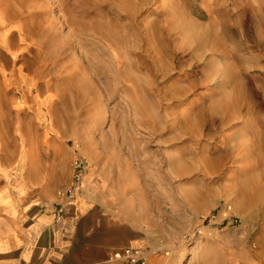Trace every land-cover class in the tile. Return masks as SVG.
<instances>
[{
  "label": "rangeland",
  "instance_id": "obj_1",
  "mask_svg": "<svg viewBox=\"0 0 264 264\" xmlns=\"http://www.w3.org/2000/svg\"><path fill=\"white\" fill-rule=\"evenodd\" d=\"M0 11V73L21 80L15 119L38 138L50 129L56 169L70 170L57 202L83 160L101 212L141 232L144 262L264 264V0Z\"/></svg>",
  "mask_w": 264,
  "mask_h": 264
},
{
  "label": "crops",
  "instance_id": "obj_2",
  "mask_svg": "<svg viewBox=\"0 0 264 264\" xmlns=\"http://www.w3.org/2000/svg\"><path fill=\"white\" fill-rule=\"evenodd\" d=\"M11 77L0 73L11 86L0 102V264H105L112 251L144 246L140 231L101 212L90 174L72 199L57 202L70 170L56 169L50 129L38 138L15 119L21 80ZM145 263L165 264L152 255Z\"/></svg>",
  "mask_w": 264,
  "mask_h": 264
},
{
  "label": "built area",
  "instance_id": "obj_3",
  "mask_svg": "<svg viewBox=\"0 0 264 264\" xmlns=\"http://www.w3.org/2000/svg\"><path fill=\"white\" fill-rule=\"evenodd\" d=\"M73 169V175H72V181L68 189H66L64 192H59L57 194L58 199H61V197H67L68 195H71L73 190L77 188L84 180V176L87 173V166L84 163L83 160H76L73 163L72 166ZM109 263L114 264H144V257L143 252L136 248L127 246L122 248L121 250L114 251L111 253V255L108 257Z\"/></svg>",
  "mask_w": 264,
  "mask_h": 264
},
{
  "label": "bare ground",
  "instance_id": "obj_4",
  "mask_svg": "<svg viewBox=\"0 0 264 264\" xmlns=\"http://www.w3.org/2000/svg\"><path fill=\"white\" fill-rule=\"evenodd\" d=\"M1 12V11H0ZM2 25H4V20H3V18H2V15H1V13H0V26H2ZM2 36V35H1ZM89 173H90V171L89 172H87L86 174H85V176H84V179L86 180V178L89 176Z\"/></svg>",
  "mask_w": 264,
  "mask_h": 264
}]
</instances>
